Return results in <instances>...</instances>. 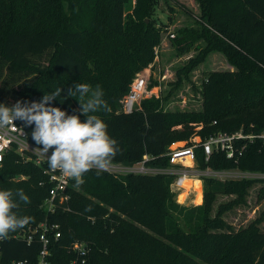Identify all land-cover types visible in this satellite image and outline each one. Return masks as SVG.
I'll list each match as a JSON object with an SVG mask.
<instances>
[{
  "label": "trees",
  "instance_id": "trees-1",
  "mask_svg": "<svg viewBox=\"0 0 264 264\" xmlns=\"http://www.w3.org/2000/svg\"><path fill=\"white\" fill-rule=\"evenodd\" d=\"M131 1L0 0V78L6 73L3 83L8 81V91L0 88V102L8 96L39 102L61 88V96L51 106L79 115L85 122L86 116L79 112V94L71 97L67 90L77 83L99 85L109 110L91 114L106 123L109 136L117 141L119 152L111 164L124 166L139 163L147 155V167L167 168L164 154L169 146L194 134L204 141L218 132L264 131V0H192V6L168 0L197 25L175 36L178 52L185 54L200 41L204 46L177 72L166 95L142 100L139 110L126 115L119 112V101L136 75L153 63L161 40V31L151 22L144 23L158 0H135L129 14ZM211 53L224 56L231 70L209 72L199 90L193 86L201 109H165L182 83L190 82V71ZM43 56L42 65L34 62ZM22 75L32 78L19 90L13 89L10 84ZM34 127H28L30 134ZM197 127L202 128L197 131ZM194 153L201 172L241 169L264 174V141L247 145L236 162L220 152L205 161L200 147ZM43 171L44 167L26 161L13 149L4 155L0 190L23 189L30 203H21L14 211L33 221L0 240V264H35L42 248L38 238L27 243L17 235L43 222L58 225L61 233L57 241L51 239L50 264H80L71 249L76 241L89 248L85 264H264V231L259 227L263 214L237 231L222 218L245 202L255 184L263 186L257 198L264 200L262 179L201 176L202 204L186 207L174 201L169 189L172 176L128 173L115 177L90 170L79 188L70 180L68 202L50 213L42 207L51 188ZM231 195L235 199L219 205L212 217L217 197ZM88 206L92 211L85 210Z\"/></svg>",
  "mask_w": 264,
  "mask_h": 264
},
{
  "label": "clouds",
  "instance_id": "clouds-1",
  "mask_svg": "<svg viewBox=\"0 0 264 264\" xmlns=\"http://www.w3.org/2000/svg\"><path fill=\"white\" fill-rule=\"evenodd\" d=\"M67 92L71 97L79 94V112L86 116L85 122H81L79 115H68L65 110L51 106V102L61 96V88H58L45 94L39 102L18 100L11 106L0 103V128L15 126L17 120L28 126L34 124L32 139L42 145L36 150L47 157L52 171L73 179L74 187L79 188L85 182L84 174L90 170L96 169L97 175L108 171L119 149L117 141L109 136L106 123L91 114L101 109L109 110L103 89L99 85L93 88L77 83ZM50 149L51 155L47 156ZM21 203H30L23 189H17L15 193L10 189L0 190V240L33 221L32 217L18 216L14 211ZM85 210L92 211L91 206Z\"/></svg>",
  "mask_w": 264,
  "mask_h": 264
},
{
  "label": "rangeland",
  "instance_id": "rangeland-1",
  "mask_svg": "<svg viewBox=\"0 0 264 264\" xmlns=\"http://www.w3.org/2000/svg\"><path fill=\"white\" fill-rule=\"evenodd\" d=\"M185 4V6L193 5V2L190 3V0H178ZM135 0H132L129 7L126 9V13L131 14L132 8L135 6ZM196 7V5H194ZM190 7V6H189ZM192 8V7H190ZM194 10V8H192ZM154 24L157 30L161 31V40L160 44L154 50L155 58L152 64L148 66L147 69L139 72L140 75L144 76L147 83V91L151 92V96L145 97L142 100L150 99L154 97L155 99L160 98L161 96L166 95L172 88L173 84L177 79V72L183 68H186L189 60L194 58L199 50L204 46L203 43L197 42L189 52L185 54H180L176 46L173 45V40L179 36L180 31L185 28H196L197 25L192 17L188 16L182 10H180L177 6L168 0H158V3L151 11L150 17H146L144 20L145 24L148 23ZM173 34L174 37L171 38L169 34ZM45 57L36 58L34 62L36 63H44ZM231 70V67L226 62L224 56L220 53H211L207 56L204 63L198 65L193 68L189 73L190 82H183L180 89L174 93V95L170 98V100L164 104V108L169 110L170 112L175 111H199L201 109V99L198 93L194 91L199 90L201 88V82L205 78V75L209 72H222ZM7 74L3 73L0 78V88L4 87L8 91V81L6 84L3 83ZM31 76L25 77L22 75L16 78V83L12 84L9 79L10 85L13 89L19 90L25 83L31 80ZM152 85V87H151ZM194 86V88H193ZM141 100V101H142ZM17 99L3 98L0 103H10L14 104ZM141 104V102H140ZM139 104V106H140ZM198 128L196 130L198 131ZM195 137V134L191 136L190 139ZM199 137V136H197ZM187 141H180L171 144L170 148L179 147L189 143ZM195 138H193L194 140ZM182 168V167H181ZM193 175L198 174L201 176L215 177L218 180H229V181H247V180H264V174L260 173H250L248 171H243L241 169H234L230 171H222L217 174L211 173V175H207V171L199 172L196 166H193ZM195 177V176H194ZM197 177V176H196ZM184 192L181 193L180 198L178 200L179 203H183L186 199V194L189 189H193L195 193L194 198V206H200V202L202 199L201 194V183L197 179H189L186 178L184 181ZM263 186L261 184H255L248 190V196L245 198V202L243 204H239L237 206L232 207L229 211L224 213L222 218L224 221L231 226V228L237 231L240 228L247 227L251 222L255 219L264 216V200H259L257 196L260 195V190ZM170 189V187H169ZM171 192V190H170ZM235 199L234 195L231 196H219L217 197L211 216L213 217L217 211L219 205H225ZM191 198L187 199L188 203ZM174 201L176 202V198L174 196ZM177 203V202H176ZM177 203V204H179ZM181 205V204H180ZM185 206V205H183ZM192 206V205H190ZM186 206V207H190ZM180 225L183 227V222H180ZM262 231H264V221L259 226ZM145 231L149 232L145 229Z\"/></svg>",
  "mask_w": 264,
  "mask_h": 264
},
{
  "label": "built area",
  "instance_id": "built-area-1",
  "mask_svg": "<svg viewBox=\"0 0 264 264\" xmlns=\"http://www.w3.org/2000/svg\"><path fill=\"white\" fill-rule=\"evenodd\" d=\"M169 36L171 38L174 37L172 33L169 34ZM151 95V92L147 91V83L145 77L137 74L129 84L127 92L119 101V112L126 115L132 114L134 111L139 110V104L141 100ZM14 123L15 126L0 128V164L3 161L4 155L8 151L13 149L16 153L25 157L26 161H33L37 166L44 167L43 173L47 176L48 183L51 185V188L49 189L48 197L44 201L42 207L47 212L52 213L55 211L57 206H62L63 204H66L68 202L69 195L66 193V191L71 179L63 177L59 171H52L49 167L47 157L40 155L39 151L36 150V148L38 147L42 148V145H37L32 139V136L28 131V127H31L32 125H25L23 121H15ZM201 128L202 127H199L198 130H200ZM193 138L195 139L193 140ZM193 138L190 139L188 144L175 148H168L167 152L164 154L166 157H168L169 161V167L167 168L158 169L147 167L145 163L148 162L150 158L145 155L143 156L141 162L136 163L132 166L111 164L109 170L104 172L115 177L128 173L144 175L161 174L172 176L173 181L171 182L169 187L171 193L176 198V202L179 203L178 196L184 192L182 186L183 180L185 178H196L200 181V177L198 174L193 175L191 173L193 172V166H195L194 150L197 147L202 148V151L205 155V161H208L213 152H220L224 154L227 159L234 160V162H236L242 155L247 145L254 144L257 141H264V131L244 132L242 129H240L233 133L218 132L210 135L204 141H201L200 137L197 136ZM51 152L52 149H50L49 153H47L46 155L50 156ZM186 159H188L192 163L191 167L184 165V161ZM206 171V174L209 176L211 175V173H219L212 170ZM189 198H191V200L187 204L186 200ZM194 198L195 193L191 188L187 191L186 199L184 200V202L179 204L194 206ZM17 236L26 239L27 243H30L35 238H38V241L41 243L42 248L38 255V260L35 264H50L49 246L51 244V239L57 241L61 237V233L59 231L58 225H49L43 222L34 228H29L28 231H24ZM71 249L77 255V257L80 258V264H85V257L89 253V248L84 243L76 241L72 244ZM17 264L26 263L21 262ZM70 264H77V261H72Z\"/></svg>",
  "mask_w": 264,
  "mask_h": 264
},
{
  "label": "crops",
  "instance_id": "crops-1",
  "mask_svg": "<svg viewBox=\"0 0 264 264\" xmlns=\"http://www.w3.org/2000/svg\"><path fill=\"white\" fill-rule=\"evenodd\" d=\"M192 2V0H190V3ZM192 4V3H191ZM185 163H186V165H191V164H188L186 161H185ZM194 179H196V178H194ZM198 180V179H197ZM200 183H201V180H200ZM201 194H202V183H201ZM202 203V199H201V202H200V204ZM188 204V203H187ZM186 206V205H185Z\"/></svg>",
  "mask_w": 264,
  "mask_h": 264
},
{
  "label": "bare ground",
  "instance_id": "bare-ground-1",
  "mask_svg": "<svg viewBox=\"0 0 264 264\" xmlns=\"http://www.w3.org/2000/svg\"><path fill=\"white\" fill-rule=\"evenodd\" d=\"M185 161H186V160H185ZM185 161H184V165H185V166H188V167H191V166H192V164H191V165H186ZM185 180H186V178H185V179L183 180V182H182L183 189H184V185H183V184H184V181H185Z\"/></svg>",
  "mask_w": 264,
  "mask_h": 264
}]
</instances>
